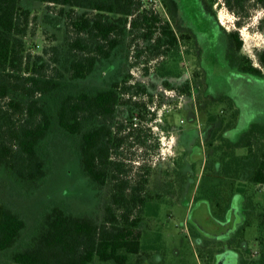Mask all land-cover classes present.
Returning a JSON list of instances; mask_svg holds the SVG:
<instances>
[{"label":"rangeland","instance_id":"rangeland-1","mask_svg":"<svg viewBox=\"0 0 264 264\" xmlns=\"http://www.w3.org/2000/svg\"><path fill=\"white\" fill-rule=\"evenodd\" d=\"M142 2L161 23H169L177 44L166 46L162 37L156 48L158 30L151 39H145L139 28L127 26L123 40L108 58H99L86 77L70 78L63 67L69 52L59 6L50 8L42 0H19L30 11L27 31L21 35L20 72L26 73L28 61L31 64L37 56L47 61L48 72L55 73L54 67L63 71L57 89L37 95L52 116L60 99L69 93H93L116 80L129 85L124 94L129 101L117 105L112 127H120L122 135L129 133L117 151L125 164L122 175L131 185L147 179L142 192L149 195V202L142 208L141 248L131 255L133 264L142 260L151 264H201L198 253L204 250L210 257L214 254L213 264H264V236L253 219L255 211L264 208V183L247 178L250 163L264 143L261 127L250 131L264 125V66L259 60L264 50V0ZM83 10L77 8L78 12ZM232 30H237L242 40L238 52L229 34ZM241 55L259 67L261 74L241 70ZM186 84L188 90L184 89ZM9 96L18 93L11 91ZM246 140H251L253 156H247ZM77 144L78 136L69 134L53 118L52 130L41 142L48 173L37 188L26 189L0 167V200L26 221L18 244L28 239L43 210L55 202L103 220L112 179L102 186L91 183L81 170ZM225 144L234 147L233 155L240 156V172L229 186L231 178L222 165L228 152L216 151ZM234 167L227 163L224 168ZM212 187L225 190L223 199L229 202L232 217L238 211L240 219L233 218L234 228L244 218L253 221L238 249L234 247V230L226 231L215 224V231L205 233L192 221V213L201 205L219 200L215 197L212 201ZM214 209L222 217L223 213ZM11 250L0 251V263H10ZM227 255L230 261H226Z\"/></svg>","mask_w":264,"mask_h":264},{"label":"trees","instance_id":"trees-1","mask_svg":"<svg viewBox=\"0 0 264 264\" xmlns=\"http://www.w3.org/2000/svg\"><path fill=\"white\" fill-rule=\"evenodd\" d=\"M42 1L50 8L59 6V14L64 16L69 55L63 67L70 78L86 77L99 58H108L123 40L127 26L132 30L139 28L145 39H151L158 30L156 48L162 37L166 46L176 45L178 41L169 23H161L154 11L143 7L142 0ZM77 8L84 10L78 12ZM29 17V9L22 7L19 0H0V167L4 166L26 189L37 188L48 173L41 142L50 134L53 118H56L59 126L78 136L77 156L81 170L90 182L102 186L112 179L110 202L104 207L102 221L55 202L43 210L28 239L18 244L26 221L0 200V251L12 248L10 263L0 264H124L132 254L140 251L141 213L149 202V195L142 192L147 179L143 177L131 185L127 176L122 175L124 161L117 157V151L129 133L122 135L120 127L113 129L112 121L117 105L129 101L124 98L129 85L116 80L108 88L93 93H69L60 99L52 116L37 95L57 89L62 84L63 71L54 67L55 73L48 72L47 61L37 56L31 64L28 61L26 73L20 72L23 62L21 35L27 31ZM229 34L238 52L242 44L238 31L232 30ZM240 58L241 70L261 74V69L248 57L241 55ZM259 60L264 66V50L260 52ZM185 86L188 90L189 85ZM11 91L18 96L10 97ZM94 119L98 122H93ZM257 127L264 132V125L254 126L250 131ZM226 145H219L216 151L228 152L222 165L223 172L231 178L229 186L240 172V156L233 155L234 147ZM245 145L247 156H253L251 140ZM227 163H233L235 167L226 168L227 171L224 168ZM250 164L252 169L247 178L264 183V143ZM210 191L212 201L219 197L217 202H223V188ZM259 219L264 236V208L259 209ZM201 252L203 264H210Z\"/></svg>","mask_w":264,"mask_h":264},{"label":"flooded vegetation","instance_id":"flooded-vegetation-1","mask_svg":"<svg viewBox=\"0 0 264 264\" xmlns=\"http://www.w3.org/2000/svg\"><path fill=\"white\" fill-rule=\"evenodd\" d=\"M256 183H260V182H256ZM240 192H243V187H240ZM213 196V195H212ZM211 196V199H212ZM218 204H220V206H218ZM229 202L226 200V198H224L223 202H212L209 205H201L195 212L192 213V221L194 223H196L197 225H195L196 227L198 226L199 229L204 230L205 233H209L210 231H215V229L217 228L215 226V224H219L221 226V228H226V231L234 230L236 233V238H235V244L234 247L236 249L240 248V245L244 244V235H245V231L246 228H248L249 226L252 225L253 221H249V217L244 218V220L242 221V223L237 227L234 228V220L236 219H240L239 217H237L236 214H238V211L235 212L236 214H234V217L231 216V213L229 212L230 207L228 206ZM214 207L217 209V211L223 213L222 217H218L217 213L214 209ZM242 211V210H241ZM233 212V211H232ZM233 218H236L233 220ZM253 219L256 220L255 224L256 226L260 227V219H259V212L256 210L255 211V215L253 216ZM202 226H201V224ZM261 230V227H260ZM220 236V235H218ZM209 251H203L201 253H203V257L204 259H208V257H210ZM139 253V252H138ZM136 253V254H138ZM135 254H132V256ZM132 256L129 258V260L124 263V264H133L132 261ZM198 257L202 260L203 264V258L200 256V252L198 253ZM229 257V258H228ZM214 254L212 255V257H210L209 262L213 264L214 262ZM162 260V258L160 259ZM231 260V256L227 255L226 256V261H230ZM134 264H151L148 260L144 261L142 260L140 263L139 261H136V263ZM156 264V263H155ZM158 264V263H157Z\"/></svg>","mask_w":264,"mask_h":264}]
</instances>
